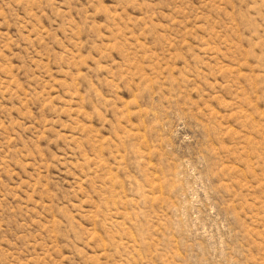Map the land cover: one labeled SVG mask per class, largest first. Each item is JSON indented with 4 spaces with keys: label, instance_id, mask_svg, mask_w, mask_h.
I'll list each match as a JSON object with an SVG mask.
<instances>
[{
    "label": "rangeland",
    "instance_id": "374dc122",
    "mask_svg": "<svg viewBox=\"0 0 264 264\" xmlns=\"http://www.w3.org/2000/svg\"><path fill=\"white\" fill-rule=\"evenodd\" d=\"M0 264H264V0H0Z\"/></svg>",
    "mask_w": 264,
    "mask_h": 264
}]
</instances>
